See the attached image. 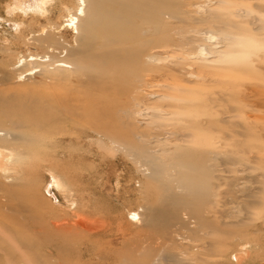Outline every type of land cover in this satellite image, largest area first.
Listing matches in <instances>:
<instances>
[{"label":"rangeland","instance_id":"1","mask_svg":"<svg viewBox=\"0 0 264 264\" xmlns=\"http://www.w3.org/2000/svg\"><path fill=\"white\" fill-rule=\"evenodd\" d=\"M87 3L119 100L61 66L78 0H0V264H264V0H131L116 46Z\"/></svg>","mask_w":264,"mask_h":264},{"label":"bare ground","instance_id":"2","mask_svg":"<svg viewBox=\"0 0 264 264\" xmlns=\"http://www.w3.org/2000/svg\"><path fill=\"white\" fill-rule=\"evenodd\" d=\"M112 1H113L114 5H116L117 7L120 6L122 8L121 9L122 11L120 10V13H116L115 16L112 17V22H113L112 28L114 30L113 32H115L116 30H123L124 31L123 34H125V35H122L121 34L122 32L120 33V31H117L118 34L111 35V37L108 40H106L105 43L109 46H112V45L116 46V45H121L124 43H130V42L136 40V38L134 36L135 34L125 33L126 27H127V25H129L128 22H130V23L132 22L131 19H133V18L139 19V18L144 17V16L139 15V14H135L134 11H132V10H130V11L128 10L129 4H130L129 2L131 0L130 1L129 0H112ZM88 4L89 3H87V0H78V6L76 8L75 13L71 14L69 17L68 25H70V27L73 28L74 32L76 33V36H75L76 47L68 48V47L64 46L67 50L66 51L67 57H66V60L64 59L65 60L64 65H61V66H64V68H70L72 71H74V70H76V68H78V66H80L79 64L84 63V62H88L91 59L94 60L96 62V65L99 68L101 67L99 69L100 71L97 72V77L95 76L97 84H98V89L101 92H104V93L107 92L112 99L119 100L122 96L121 94L123 93L125 86H124L123 79H118L119 77L114 78L115 75H113V73L115 72V66H114L115 61H113V60L116 57L121 56L122 50L125 51L126 49H124L122 47L121 50H119V47H118V49L115 48L114 49L115 51H112V52H110V51L109 52H102V51L97 50L98 46H96V45H93L94 46L93 47V46H91V44H89V45L88 44L87 45L82 44V39H80L81 35H82V31H81V27H80L78 21L84 20L87 17V6H88ZM211 37H213V36L210 35L209 38H211ZM204 50L205 49H201L199 51V54L203 53ZM155 51H157V50H155ZM158 52H162V51L158 50ZM205 53H206V51H205ZM134 56L136 59L138 58L137 54H134ZM117 59H116V63L119 64V61H117ZM78 62H79V64H78ZM117 67H118V65H117ZM83 69H85V68H83ZM85 71H86V69H85ZM85 76H86V74H85ZM77 77L78 76H74L73 80H75V81L80 80V79H78L80 76L78 78ZM86 77H88V76H86ZM90 79H91V77H90ZM85 82H86V80H85ZM86 84H87V82H86ZM111 103L114 104L113 102H111ZM206 123H208V120H206ZM9 159H11V160L14 159L13 154L9 153V152H5L3 150H0V174L1 175L5 176L8 174L6 172H7V170H9L8 169V165L10 163V162H8ZM10 164H12V163H10ZM5 177H8V176H5ZM8 178H6V179H8ZM8 180H10V179H8ZM54 183L56 185H58V182L56 180L54 181ZM133 215H137V213H133ZM172 216L174 219L179 221V224H180V220H178L177 215H175V213H173ZM98 225H99V223H98ZM100 225H102V224H100ZM91 227H92V225L90 226V229L93 230V227L92 228ZM76 228H74V230ZM86 228H88V227H86ZM62 229H63V227H62ZM94 229H97V228H94ZM97 231H99L100 234H104L106 230H104L103 226H101V227H98ZM95 235H97V234H95ZM168 239H169V237H168ZM168 239H166V240H168Z\"/></svg>","mask_w":264,"mask_h":264}]
</instances>
